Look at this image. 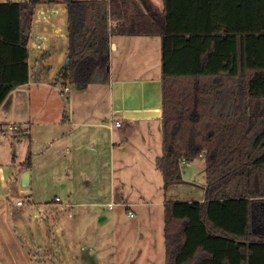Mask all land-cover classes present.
Returning <instances> with one entry per match:
<instances>
[{"label":"trees","instance_id":"1","mask_svg":"<svg viewBox=\"0 0 264 264\" xmlns=\"http://www.w3.org/2000/svg\"><path fill=\"white\" fill-rule=\"evenodd\" d=\"M41 2L0 3V106L28 82L23 19ZM61 2L71 84L108 82L114 34L161 37L163 189L183 161L204 158L207 179L203 202L165 200V264H264V0Z\"/></svg>","mask_w":264,"mask_h":264},{"label":"rangeland","instance_id":"2","mask_svg":"<svg viewBox=\"0 0 264 264\" xmlns=\"http://www.w3.org/2000/svg\"><path fill=\"white\" fill-rule=\"evenodd\" d=\"M43 80L42 85L28 90L29 131L24 133L21 124L17 123L14 124L20 128L19 132L3 134L2 129L0 131V176H4L2 185L10 193L8 210L3 212L2 219L11 225L14 233H23V229L29 233L39 232L41 224L35 218V212L50 209L47 213L49 227L44 224L48 232L58 237L56 242L59 244L61 238L67 236L84 264H140L139 253L151 230L152 217L159 220V208L154 207L155 215L148 204L161 196L181 202L201 199L202 188L207 183L204 160L199 158L186 164L182 169L183 182L169 186L165 192L162 180L159 183L155 175L150 176L143 161L136 162L132 158L131 150L142 143L139 140L142 132L135 124L133 132L128 133L129 143L115 154L114 159H109L108 148L93 164L95 152L84 145H74L69 134L59 138L60 132L67 134L72 129L60 125L59 109L60 113L68 115L73 91L79 93L84 88L69 84L72 92L62 94L64 81L59 78ZM141 92H149L148 84L143 85ZM80 97L76 99V108L83 106L87 99L92 107L100 108V112L109 108L103 85L92 86L86 100ZM118 120L124 123V128L129 127L122 118ZM88 144L97 150L104 149L107 138ZM29 148L33 166L29 184L25 185L23 177L28 168L24 163ZM92 165L95 168H89ZM156 172L160 175V171ZM18 200L23 201L24 206H18ZM69 202L73 204L70 208ZM125 202L129 205L125 206ZM109 203H113L114 208L110 209ZM129 211L134 218L129 216ZM62 216L65 217L59 226ZM21 226L23 228H19ZM156 253L159 255V247ZM31 255L34 256L33 251Z\"/></svg>","mask_w":264,"mask_h":264},{"label":"crops","instance_id":"3","mask_svg":"<svg viewBox=\"0 0 264 264\" xmlns=\"http://www.w3.org/2000/svg\"><path fill=\"white\" fill-rule=\"evenodd\" d=\"M23 1L0 0V3ZM149 1L154 7L163 11L164 0ZM137 2L139 7L143 11H146L141 0H137ZM110 25L115 29L119 23L111 22ZM23 28L24 34L28 37L26 46L28 51V82L12 90L0 106V131L7 124L11 123L24 126L31 124V118L29 116L30 107L26 101L29 95L28 90L33 86L42 85L44 83L43 79L51 80L59 78V80L64 81V88H70L68 93L73 90L69 85L71 83L68 81L66 75L69 47L68 12L66 4L62 3L61 0H42L36 7L32 18H26L24 16ZM109 55V80L105 84H100L106 88V100L108 101L109 108L105 109L106 111L104 113L100 112V108L92 107L88 99L86 100L87 91L92 86H96V84L81 86L84 89L79 90V93L73 91L71 100L69 98L70 112L68 111V115L60 113L59 109V121L62 128H67L68 126L72 128L70 129L71 133L70 131L67 134L66 132H60L59 138L63 139L69 134L71 140L74 141V145H84L87 149H91V152H95L92 162L95 164L101 156L100 153L106 152L108 148L109 159L111 157L114 159L115 154L118 151H122V148L129 143L130 138H128V133L133 132L132 130L136 124L140 129L139 131L142 132V139L141 137L139 139L142 143L139 146H134V149L131 150L132 158L136 162L143 161L147 165L150 176L155 175L159 183L162 180L164 186L161 172V179L160 175H158L159 173L156 172L158 170L156 160L163 154L161 37L123 36L114 34L111 37ZM145 84H148L149 92L142 94L141 90ZM79 95L85 97L82 98L86 102L83 106H77L78 108H76L75 103L76 99H79ZM118 118H122L128 122L129 127L124 128V123H121ZM117 122L121 123L119 127L116 126ZM125 129L127 130L124 131ZM100 138H107V145H104V149L97 150V148L89 147L88 143L97 141ZM145 157L147 159L143 160ZM200 159L204 160L205 170V159ZM192 162L183 161L181 163V174L183 167ZM32 166L26 171L29 172L30 179V169ZM93 166L89 168H95ZM4 180V176H0V264H84L82 256L74 250L76 246L71 243V240L67 236L61 238V244H59L56 242V238L58 237L48 232L47 213L50 212V209H38L35 212V214L37 213L35 218L41 224L39 232L29 233L23 229V233H14L10 229L11 225L2 219L3 212L8 210L10 202V193L2 185ZM205 188L206 183L202 188L203 197L201 199H190L183 202H203L205 200ZM159 189H161V186ZM165 200L161 196L160 199L148 204L152 208L151 210H154L155 215L154 207L159 208V220L157 219V221L152 217L154 220L151 222V230L146 235L147 238L144 240L145 244L143 245L142 252L139 253L140 260L144 258V261L140 262L139 260L138 263L140 264L166 263L164 232ZM262 204L264 208V203ZM124 205L128 206L129 204L125 202ZM22 206L24 204L20 207ZM68 206L70 208L73 204H68ZM163 209L164 212H162ZM64 217L62 216L59 220V226L63 223ZM44 224H47V227ZM19 228L23 227L21 226ZM158 247L159 255L156 253ZM163 248L165 257L163 256ZM145 250L148 252H144ZM32 251L34 256L31 255Z\"/></svg>","mask_w":264,"mask_h":264},{"label":"built area","instance_id":"4","mask_svg":"<svg viewBox=\"0 0 264 264\" xmlns=\"http://www.w3.org/2000/svg\"><path fill=\"white\" fill-rule=\"evenodd\" d=\"M69 90H70L69 87H65V88L61 91V93H62V94H66V93L69 92ZM120 125H121V124H120L119 122L116 123V126L119 127ZM20 126H22V127H20V128L24 129V133L29 131V129H28L27 126H24V125H20ZM20 128H19L17 125H15V124H11V125H9V126L7 127L6 130L2 129L1 132H2L3 134L9 133V132H19V131H20ZM58 200L60 201V199H57V201H58ZM17 205H18V206L23 205V201H21V200L18 201V202H17ZM114 206H115V205H114L113 203H111V204L108 205V207H109L110 209L114 208ZM129 216L132 218V217H134V214H133L131 211H129Z\"/></svg>","mask_w":264,"mask_h":264},{"label":"water","instance_id":"5","mask_svg":"<svg viewBox=\"0 0 264 264\" xmlns=\"http://www.w3.org/2000/svg\"><path fill=\"white\" fill-rule=\"evenodd\" d=\"M29 181H30V174H29V172H26L24 174V177H23V182H24L25 185H28Z\"/></svg>","mask_w":264,"mask_h":264}]
</instances>
